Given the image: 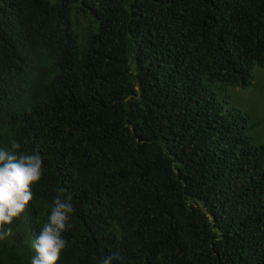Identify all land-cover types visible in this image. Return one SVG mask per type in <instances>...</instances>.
Here are the masks:
<instances>
[{"label": "trees", "instance_id": "trees-1", "mask_svg": "<svg viewBox=\"0 0 264 264\" xmlns=\"http://www.w3.org/2000/svg\"><path fill=\"white\" fill-rule=\"evenodd\" d=\"M255 66L264 0H0V147L44 165L0 264L60 191L57 264H264V142L218 98Z\"/></svg>", "mask_w": 264, "mask_h": 264}, {"label": "clouds", "instance_id": "clouds-1", "mask_svg": "<svg viewBox=\"0 0 264 264\" xmlns=\"http://www.w3.org/2000/svg\"><path fill=\"white\" fill-rule=\"evenodd\" d=\"M10 148L0 147V241L13 234L11 225L34 200L33 187L43 175V158L39 151L27 154L21 151V143L10 139ZM50 212L40 227V233L32 242L34 255L31 264H57L67 245L64 233L72 227L74 212L70 195L63 191L53 199ZM121 261L119 253L104 256L100 264Z\"/></svg>", "mask_w": 264, "mask_h": 264}, {"label": "rangeland", "instance_id": "rangeland-1", "mask_svg": "<svg viewBox=\"0 0 264 264\" xmlns=\"http://www.w3.org/2000/svg\"><path fill=\"white\" fill-rule=\"evenodd\" d=\"M218 98L222 110L235 117L240 126L246 118L253 144L264 142V67L255 66L249 86L224 88Z\"/></svg>", "mask_w": 264, "mask_h": 264}]
</instances>
